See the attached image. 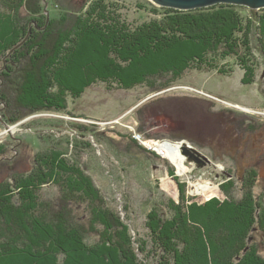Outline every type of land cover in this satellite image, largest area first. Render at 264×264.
Instances as JSON below:
<instances>
[{
    "label": "trees",
    "instance_id": "obj_1",
    "mask_svg": "<svg viewBox=\"0 0 264 264\" xmlns=\"http://www.w3.org/2000/svg\"><path fill=\"white\" fill-rule=\"evenodd\" d=\"M108 2L94 0L84 13L50 9L52 25L43 28L36 22L42 16L38 0H0V66L6 63L0 70V101L5 102L0 128L3 121L66 111L68 96L80 97L98 82L122 89L143 84L153 91L169 87L188 69L214 68L216 59L235 58L243 81L251 83L258 68L253 49L264 58V9L217 4L181 11L149 2L160 19L131 27ZM31 22L36 27L24 42ZM74 139L72 145L83 152L92 147ZM133 144L136 140L127 142L126 149ZM65 155L64 149L42 151L33 169L13 178L11 187L0 182V264H264L250 241L253 225L260 223L249 195L187 207L171 201L170 218L153 208L148 229L156 246L142 255L148 258H136L118 211L104 208L108 205L86 166ZM49 183L60 190L56 200L39 195ZM208 192L201 199L219 194L217 188ZM82 205L90 211L85 220L73 212Z\"/></svg>",
    "mask_w": 264,
    "mask_h": 264
},
{
    "label": "rangeland",
    "instance_id": "obj_2",
    "mask_svg": "<svg viewBox=\"0 0 264 264\" xmlns=\"http://www.w3.org/2000/svg\"><path fill=\"white\" fill-rule=\"evenodd\" d=\"M92 1L38 0L42 16L36 22L46 28L52 25L50 9L52 13H84ZM108 1L116 5L117 16L131 27L154 17L160 19L149 0ZM261 9L251 10L261 13ZM27 26L24 42L36 27L32 22ZM49 30L48 33L54 32ZM63 46H68V42ZM253 53L258 68L251 83L243 81V69L235 58L216 59L214 68L188 69L169 87L152 91L142 84L122 89L98 82L80 97L68 96L66 111L38 113L16 123L5 122L8 129L3 121L0 182L10 186L13 178L23 177L33 169L35 157L42 151L64 149L70 162L86 166L100 191L101 201L108 205L104 208L118 211L130 232L136 258H148V254L142 255L156 246L148 229V214L153 208L170 218L174 216L168 210L171 201L187 207L193 202L240 200L249 195L256 200L253 218L260 223L253 225L250 241L264 257V58L255 48ZM5 65L2 61L0 70ZM10 98L5 99L8 106L12 102ZM4 103L0 101V113ZM77 126L91 130L80 131ZM138 133L155 146L166 140L187 141L184 149L189 152L182 155L185 164L182 173L155 147L134 137ZM74 137L88 141L92 147L83 152L72 145L76 144ZM111 140L119 152L117 148L112 151ZM132 140L137 145L126 149V143ZM207 181L213 183L219 194L201 199L213 188L206 194L191 193V182ZM59 192L55 183H49L41 188L39 195L56 200ZM73 212L83 220L90 217L86 205L73 207ZM159 253L160 250L154 255L160 256Z\"/></svg>",
    "mask_w": 264,
    "mask_h": 264
},
{
    "label": "water",
    "instance_id": "obj_3",
    "mask_svg": "<svg viewBox=\"0 0 264 264\" xmlns=\"http://www.w3.org/2000/svg\"><path fill=\"white\" fill-rule=\"evenodd\" d=\"M153 4L161 7H170L179 10H194L200 8H206L217 4H233L246 6L251 9L264 8V0H149ZM91 120V119H90ZM5 128L9 126L3 122ZM185 153L188 150L184 149Z\"/></svg>",
    "mask_w": 264,
    "mask_h": 264
},
{
    "label": "bare ground",
    "instance_id": "obj_4",
    "mask_svg": "<svg viewBox=\"0 0 264 264\" xmlns=\"http://www.w3.org/2000/svg\"><path fill=\"white\" fill-rule=\"evenodd\" d=\"M11 130L14 131L15 130L14 127ZM146 143L151 145L150 147H155L156 150L160 152V154L170 159L178 167L179 172L182 173V168L185 167V164L183 163V157H182V155H184L183 153H185V150L182 151V149H184V146H186L187 141H179V142L173 143V142L166 140L164 142L157 143L156 146L152 142H149V141H146ZM191 185H192L191 193L197 194V195L206 193L208 190L213 188L212 187L213 183L210 181L209 182L208 181L207 182H195V183L191 182Z\"/></svg>",
    "mask_w": 264,
    "mask_h": 264
},
{
    "label": "built area",
    "instance_id": "obj_5",
    "mask_svg": "<svg viewBox=\"0 0 264 264\" xmlns=\"http://www.w3.org/2000/svg\"><path fill=\"white\" fill-rule=\"evenodd\" d=\"M137 136H138V138H140V140H139L140 142L142 141V143L147 144V143L144 141L142 135H140L139 133H138V134H134V137H137Z\"/></svg>",
    "mask_w": 264,
    "mask_h": 264
}]
</instances>
